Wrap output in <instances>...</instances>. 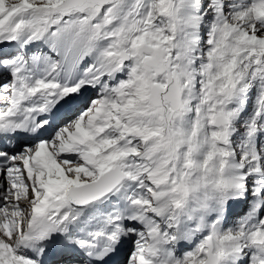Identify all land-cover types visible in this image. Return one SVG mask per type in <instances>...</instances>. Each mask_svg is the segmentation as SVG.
Wrapping results in <instances>:
<instances>
[{"label": "snow or ice", "instance_id": "snow-or-ice-1", "mask_svg": "<svg viewBox=\"0 0 264 264\" xmlns=\"http://www.w3.org/2000/svg\"><path fill=\"white\" fill-rule=\"evenodd\" d=\"M0 264H264V0H0Z\"/></svg>", "mask_w": 264, "mask_h": 264}]
</instances>
